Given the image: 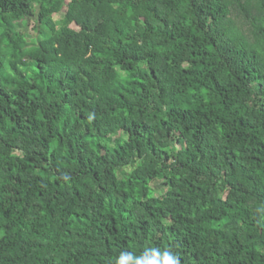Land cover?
I'll use <instances>...</instances> for the list:
<instances>
[{"label":"trees","instance_id":"obj_1","mask_svg":"<svg viewBox=\"0 0 264 264\" xmlns=\"http://www.w3.org/2000/svg\"><path fill=\"white\" fill-rule=\"evenodd\" d=\"M148 248L264 264V0H0V264Z\"/></svg>","mask_w":264,"mask_h":264},{"label":"clouds","instance_id":"obj_2","mask_svg":"<svg viewBox=\"0 0 264 264\" xmlns=\"http://www.w3.org/2000/svg\"><path fill=\"white\" fill-rule=\"evenodd\" d=\"M116 264H179V258L170 249L148 248L135 256L132 253H122Z\"/></svg>","mask_w":264,"mask_h":264},{"label":"rangeland","instance_id":"obj_3","mask_svg":"<svg viewBox=\"0 0 264 264\" xmlns=\"http://www.w3.org/2000/svg\"><path fill=\"white\" fill-rule=\"evenodd\" d=\"M68 1H69V0H67V2H68ZM53 18H54V20L57 21V20H60L61 17H59V16H54ZM18 28L21 30V32H22L23 34H25V35L27 36L28 40H30L32 37H35V36H36V32H35V30L33 29V27H32V23H31V22L29 23L28 26L19 25Z\"/></svg>","mask_w":264,"mask_h":264}]
</instances>
